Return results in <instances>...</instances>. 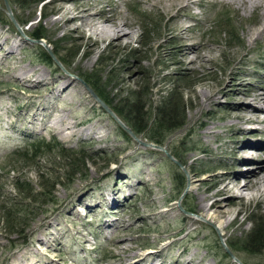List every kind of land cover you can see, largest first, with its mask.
Wrapping results in <instances>:
<instances>
[{"label":"rangeland","instance_id":"obj_1","mask_svg":"<svg viewBox=\"0 0 264 264\" xmlns=\"http://www.w3.org/2000/svg\"><path fill=\"white\" fill-rule=\"evenodd\" d=\"M41 1L0 0V264H19L27 257L29 264H264V249H242L253 227L264 226V207L253 200L237 203L219 223L198 211L207 187L200 183L227 170L234 147L252 141L264 149V123L226 116L238 110L236 102L258 105L232 88L264 85V42L248 37L263 18L264 0L255 12L234 11L221 0H195L180 20L202 46L191 56L209 60L196 57L182 67L167 54L171 46L156 50L171 36H158L167 16L143 4L149 0L119 7L105 0L109 13L135 23L136 34L127 47L105 39L92 53L86 52V41L94 34L86 27L81 39L78 32L55 29L50 21L59 13L53 9L63 3ZM73 1L66 6L72 8ZM36 26L44 35L39 41L29 37ZM41 50L55 52V61L42 62ZM34 67L47 73L41 85L25 89L12 77ZM89 77L111 106L145 105L147 121L170 94L184 115L183 125L164 136L163 150L145 146L158 144L145 133L134 134L126 119L107 106L118 122L110 117L87 89L97 95ZM67 80L72 86L59 93ZM39 87L48 91L26 96ZM214 92L218 95L210 99ZM204 93L206 106L199 102ZM38 141L51 147L36 152ZM259 159L264 164V154ZM248 165L241 162V170ZM4 208L16 210L9 226ZM234 218L242 227L233 222L222 231ZM37 242L43 245L36 250ZM232 242L239 245L231 249ZM156 251L155 258L151 253Z\"/></svg>","mask_w":264,"mask_h":264},{"label":"bare ground","instance_id":"obj_2","mask_svg":"<svg viewBox=\"0 0 264 264\" xmlns=\"http://www.w3.org/2000/svg\"><path fill=\"white\" fill-rule=\"evenodd\" d=\"M67 1L68 0H52V4H56L58 2H62L63 4L53 9L54 12L59 13V17L54 21H50V23L58 30L78 32V37L81 39H85L84 30L87 27L94 34V37L87 38L86 42L89 45V48L86 52L92 53L94 51V47L99 44L100 41L103 42L105 39H109V42L120 45V47L123 48L127 47L128 44L132 42L131 40L133 39L135 33V23L127 20L125 17L116 16L112 12L109 13L106 9L107 1H112L115 4L117 3V7H119L121 3L129 0H74V6H72V8H68L66 6ZM210 1L217 2V0ZM261 1L263 0H221L223 4L230 6L234 11L242 9L246 12H255L260 7ZM143 4L149 5L162 17L167 16V18H165L167 21L163 24L164 29L158 34V36L165 37L170 34L171 37H168L164 43L158 44L156 47L157 52L159 48L163 49L164 47L171 46V50L167 54H170V56L171 54L173 55L174 59L172 62L176 63L178 67H182L189 62L192 63L196 57L199 58V60L208 59L207 56L201 54L196 57L191 56L192 53L199 52V49H201L202 46L200 43L195 42L193 37L187 33L191 29V26L187 22L180 20L182 16L181 12L190 10L196 4L195 0H149L143 2ZM190 18H193V16L188 15V19ZM172 22L174 23L173 26H169V23ZM71 23H74V27L72 26V28L69 27ZM248 37H253L254 42L258 40L264 42V14L258 26L251 32H248ZM156 39L157 38H154L152 42ZM6 40L7 39L3 41L4 44L6 43ZM6 54L10 55L11 52L9 51ZM53 60L55 61L54 58ZM138 60L140 61V59ZM30 75L34 76L35 79L29 78ZM46 76L47 73H45L41 68L34 67L32 69L21 68L19 73L12 77L18 79V81L22 83V87L27 89L28 84H43L46 81ZM61 79L66 80L64 77H61ZM232 80L234 82L239 80L237 74L232 76ZM72 84L73 83L69 80L65 81L59 93L67 91ZM239 85L240 86L238 87L232 88V90H234V92L251 95V99L256 101L258 105L241 102H236L235 104L232 103L233 108L238 110L228 111L226 114L227 118L238 119L241 120V122L244 121L246 123H264V85L250 84L247 87L243 86L241 83ZM41 90L42 93L48 91L47 88L42 89L39 87L36 91L26 92V96L30 99L36 95L38 97ZM205 94L206 93L199 95V102L201 105L206 106V100L208 101V99L205 98L207 95ZM216 94L217 93L214 92L210 96V99H215ZM202 98L204 102L202 101ZM259 104H262V106H259ZM236 129L241 132L251 130L247 127H236ZM262 145L263 144L258 142L243 141L240 145H237L230 151L229 158L233 161V163L226 168L227 170L215 174L211 178H206L200 183L206 184L207 187L198 200L200 203L198 211L202 212L213 222L219 223L222 219L227 218V216L233 211L234 205L237 203L253 200L259 206L264 207V164H262V161L259 159L260 155L264 154V149L261 147ZM244 161L250 162V165L245 167L247 170L242 171V166H240V164ZM239 212V210H236L235 214L237 215ZM233 222L239 224V227H242L243 225V222H238L236 218H234L232 221L227 222L222 226V231H224L227 226ZM221 235L224 237L223 234ZM40 240L41 238L37 239V241ZM40 243L38 244L37 242V245L34 244L36 250L37 248L40 249V247H42L43 244ZM22 252L23 250H21L18 254L21 255ZM41 253L46 255L48 251L46 250ZM151 254H153L155 258L158 257L157 251ZM28 259V257L25 260L19 259L18 263L29 264L26 263ZM33 263H36V260H33L30 264Z\"/></svg>","mask_w":264,"mask_h":264},{"label":"trees","instance_id":"obj_3","mask_svg":"<svg viewBox=\"0 0 264 264\" xmlns=\"http://www.w3.org/2000/svg\"><path fill=\"white\" fill-rule=\"evenodd\" d=\"M17 3L23 4L28 0H16ZM35 2L39 3L42 2L41 0H35ZM12 23V22H11ZM13 24V23H12ZM44 35L42 32H40V29L38 26L34 27L32 32L30 33L29 37L31 39H35L34 41H37L38 39L42 38ZM55 53V52H54ZM53 53V54H54ZM37 57L42 61V62H50L53 63V58L52 56L46 52L45 50H41V52H38ZM90 82L92 86L95 89V92L97 95L100 97V99L117 115L123 116L126 121L128 122L127 126L133 131L134 134H139V133H145L146 138L153 143H156L158 145H162L164 142V136L173 131L174 129L180 127L183 125L184 122V115L180 108L175 104V100L171 97L170 94H168L166 97H163L162 100L158 105L155 106V112H154V117L150 120L147 121V119L144 117L145 116V105L137 103L134 104L132 103L129 108H118L115 106H111L109 102L107 101L106 97H104L103 92L101 91V88L98 86L97 82L89 77ZM175 101V102H174ZM133 106V108H132ZM144 120V121H143ZM152 122V124H149V122ZM122 133L128 137L131 138L130 135L122 129ZM51 147V144L45 142V141H38L36 145L33 146V150L41 151L42 149H48ZM43 188L46 186L42 185ZM32 189V187H31ZM32 190H30L31 193ZM34 194H39L36 190L33 191ZM44 192V195H48L51 193V191ZM50 198H52L51 194L49 195ZM49 198V201H50ZM55 199V198H54ZM52 198V203H55ZM15 204V203H14ZM188 210V209H187ZM189 212L193 213V210L189 209ZM5 220L9 225L12 224V219L16 218V210L12 211V209L9 208H4L3 210ZM12 221V222H11ZM11 222V223H10ZM260 223V222H259ZM256 224L253 229L248 233L247 235V240L243 244V250L246 251H255V249H264V226L260 224ZM12 232V230H11ZM247 243V244H246ZM239 244L232 242L230 245H228L231 249H235V246H238ZM257 252V250H256ZM227 255V254H226ZM245 264V263H243Z\"/></svg>","mask_w":264,"mask_h":264},{"label":"water","instance_id":"obj_4","mask_svg":"<svg viewBox=\"0 0 264 264\" xmlns=\"http://www.w3.org/2000/svg\"><path fill=\"white\" fill-rule=\"evenodd\" d=\"M7 6V10H8V14H9V17L14 21V19H13V17H12V15H11V12H10V10L8 9V5H6ZM37 41H39V40H37ZM50 54H51V56L54 58V56H53V54L51 53V52H49ZM87 86V85H86ZM88 87V86H87ZM89 91H90V93L92 94V96L99 102V104L100 105H102V107L104 108V110L114 119V120H116L117 121V119H116V117H115V115H114V113L107 107V105L105 104V103H103V101L95 94V93H93L92 92V90H90V88H87ZM118 122V121H117ZM121 126L132 136V138L133 139H135L136 140V137H135V135L131 132V130L129 129V128H127L126 126H124V125H122L121 124ZM145 146H147V145H150V146H154V147H156V148H158V149H161V150H163V148L162 147H160L159 145H153V144H144ZM167 156L170 158V159H172V160H174L172 157H171V155H169V154H167ZM227 252L229 253V255L230 256H232V253L227 249ZM234 258V257H233ZM240 264H242V263H240Z\"/></svg>","mask_w":264,"mask_h":264}]
</instances>
